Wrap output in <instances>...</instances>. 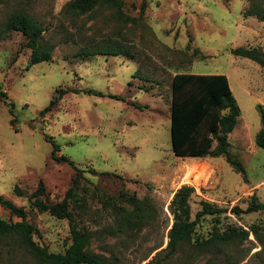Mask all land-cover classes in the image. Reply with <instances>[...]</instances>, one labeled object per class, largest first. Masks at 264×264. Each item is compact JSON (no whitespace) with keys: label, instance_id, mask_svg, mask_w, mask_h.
Instances as JSON below:
<instances>
[{"label":"rangeland","instance_id":"rangeland-1","mask_svg":"<svg viewBox=\"0 0 264 264\" xmlns=\"http://www.w3.org/2000/svg\"><path fill=\"white\" fill-rule=\"evenodd\" d=\"M68 1L0 0V25L12 11L24 10L42 25L43 41L53 46L50 60L29 65L25 35L8 31L0 38V85L7 93V104L0 99V195L24 206L26 219L40 232L33 235L38 243L55 252L69 245L68 220L30 204L39 180L45 186L40 198L54 203L76 176L72 164L51 158L50 137L60 144L58 155L84 170L70 209L77 225L92 233L87 250L104 264H264V252L256 254L264 246V210L231 211L236 204L245 208L252 193L264 202V149L255 144L261 128L257 105L264 107V71L231 52L236 46L264 49V19L244 15L247 0H125L123 18L106 6L74 17L65 10ZM103 47L123 51L85 53ZM177 72L227 76L252 151L249 160L238 156L244 161L246 180L224 156L182 157L173 152L171 79ZM58 88H91L126 100L69 91L41 115ZM90 167L120 173L124 179L89 172ZM183 184L194 187L189 200L192 218L202 199L226 211L201 217L192 239L169 253L170 202ZM14 185L23 196L13 193ZM83 185L99 194L116 195L126 189L149 197L156 218L121 231L113 209L91 192L83 197ZM0 216L20 220L1 205ZM252 225L258 226L263 241L250 230ZM228 226H242L249 235L212 249L195 245L196 237L206 239L215 227ZM0 264L36 262L6 238L0 239Z\"/></svg>","mask_w":264,"mask_h":264},{"label":"trees","instance_id":"trees-1","mask_svg":"<svg viewBox=\"0 0 264 264\" xmlns=\"http://www.w3.org/2000/svg\"><path fill=\"white\" fill-rule=\"evenodd\" d=\"M248 4L244 15H253L260 20L264 19V0H247ZM125 0H69L66 11L78 17L89 13L97 7L106 6L114 8L116 15L123 18L122 7ZM144 10L142 3L141 12ZM8 31H20L26 36L24 46L30 49L29 65L48 61L52 58L53 46L42 39L43 27L36 18L24 10L12 11L0 25V38ZM123 50L121 47H103L85 52L86 54H117ZM197 51V50H196ZM129 52V50H126ZM234 55L251 59L258 63L264 71V49L253 46H236L231 48ZM83 92L99 96H109L115 99L126 100L124 96L117 94H105L102 91L77 88H58L48 104L40 111L44 115L51 111L60 98L66 92ZM0 99L7 102V93L0 85ZM135 107H140L136 102H131ZM7 104V103H6ZM261 128L255 137V144L264 149V107L257 105ZM16 118H11L13 124ZM170 135L172 150L177 156L182 157H217L224 156L231 167L241 173L246 180L244 161L238 156L242 154L250 159L252 151L248 148V131L242 120L240 107L233 95L229 80L225 74H202L191 72H177L171 79V104H170ZM52 143L50 156L56 161H67L76 170L73 184L64 193L60 201L50 203L40 196L45 195V186L42 180L38 181L36 189L30 195L31 206L38 211H48L59 219H67L70 230V243L63 251H50L46 244L38 243L34 234L40 235L38 228L26 219L27 213L22 205L15 204L11 199L0 195V205L6 208L10 215L20 218L13 221L0 216V239L9 238L16 246L28 251L36 264H104L103 260L87 250L92 233L77 225L75 217L70 209L71 202L77 197V187L83 169L79 168L69 157L58 155L60 144L47 137ZM89 172L99 173L104 176H114L124 179V176L116 172H98L90 167ZM148 189L151 184H146ZM82 196L90 192L95 194L105 207L113 209L115 220L123 231L125 228H137L150 223L156 218V208L149 197H138L134 192L121 189L116 195H108L106 192H94L88 186L81 187ZM194 192L191 185H181L173 194L170 208L173 213V222L168 230V242L166 249L174 253L181 244L189 242L195 233L196 224L200 218L207 215L218 216L226 211L225 207L218 206L208 200H200V208L194 218L191 217L190 197ZM13 193L23 196V190L14 185ZM264 210V202L258 199L256 193H252L245 208L233 205L231 211L237 214ZM250 230L263 241V235L258 226L252 225ZM248 229L242 226H228L224 230L214 228L206 239L195 238V245L200 250L212 249L220 245L242 241L249 235ZM264 252V246L256 254Z\"/></svg>","mask_w":264,"mask_h":264},{"label":"bare ground","instance_id":"bare-ground-1","mask_svg":"<svg viewBox=\"0 0 264 264\" xmlns=\"http://www.w3.org/2000/svg\"><path fill=\"white\" fill-rule=\"evenodd\" d=\"M197 166H198L197 163H193V164L191 165L192 168H197Z\"/></svg>","mask_w":264,"mask_h":264}]
</instances>
